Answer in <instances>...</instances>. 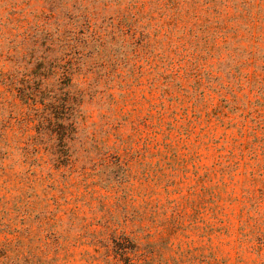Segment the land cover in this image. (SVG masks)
<instances>
[{"label":"rangeland","instance_id":"rangeland-1","mask_svg":"<svg viewBox=\"0 0 264 264\" xmlns=\"http://www.w3.org/2000/svg\"><path fill=\"white\" fill-rule=\"evenodd\" d=\"M264 264V0H0V264Z\"/></svg>","mask_w":264,"mask_h":264},{"label":"trees","instance_id":"trees-1","mask_svg":"<svg viewBox=\"0 0 264 264\" xmlns=\"http://www.w3.org/2000/svg\"><path fill=\"white\" fill-rule=\"evenodd\" d=\"M116 249L114 250V258L117 260L114 264H136L128 257L130 249L125 248L120 243L115 245Z\"/></svg>","mask_w":264,"mask_h":264}]
</instances>
